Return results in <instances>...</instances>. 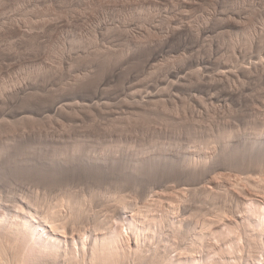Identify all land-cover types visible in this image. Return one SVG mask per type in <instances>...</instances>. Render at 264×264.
<instances>
[{"label": "rangeland", "instance_id": "374dc122", "mask_svg": "<svg viewBox=\"0 0 264 264\" xmlns=\"http://www.w3.org/2000/svg\"><path fill=\"white\" fill-rule=\"evenodd\" d=\"M204 29L206 32H203ZM226 68L232 73L226 77H219ZM243 68L245 70H242ZM103 83L107 85L102 91L107 92L101 93L98 87ZM136 86L137 90L139 89L138 94H135ZM96 89L110 100L107 101L108 108L103 111H88L87 116L72 112L71 118L67 117L68 114L63 120L59 118L61 119L59 122L55 118L41 119L39 122L40 118L36 117L37 122L17 123L14 125L15 129L14 126L7 128L0 122L2 125L0 150L3 148L1 152L6 151L7 154L9 152V157L12 154L10 160L6 153L0 155L2 156L0 160L4 158L3 163L10 161V164L7 163L8 169L15 168L14 158L21 161L28 151L27 155H31V149L40 147L42 152H39L47 158L51 156L52 159H59L62 152L60 159L63 160L75 154L74 157L82 160L96 157L108 161V170L100 173L94 171L92 174L90 170L87 172L70 170L59 172V175L54 177L42 173L39 168L40 172H38L37 167H34L36 176L27 177V173L22 170L24 163H21L23 168L14 170L16 174L7 176L8 179L6 177V180L2 179L3 182H0V199L12 201L9 203L17 200L20 204L17 201L14 204L20 206H25L29 202L34 204L36 199H39L36 202L37 209L42 214L51 210L54 203L58 204L66 200L67 196L68 199L75 196L74 199L80 200L85 205L84 208L82 207L83 210H86V213L88 211L90 221H86L83 227L80 225L78 232L75 231V234L64 240V243L68 244L67 248L80 247L79 237L88 239L89 232L94 231L95 227L98 228L100 223L104 224L109 220L108 225L112 227V231L118 226L122 228L119 232H122L133 217L150 207V221L157 219L162 223L156 222L161 224L158 230L156 227L158 224L154 225L158 235L154 239L146 238L147 235H144L140 245L142 244L143 250L148 249V251L149 248L155 247L153 253L151 250V253L147 250V254L145 251L143 253L148 255L151 261L155 259L152 258L153 254L159 251L156 255L161 254L162 257H158L159 262H156L163 264L169 257L167 252L173 247L171 244L173 245V242L176 244L177 237H179V244L177 242L179 246L175 245L178 248L174 246V250H182L185 255L188 253L183 250L189 251L190 240H182L181 237L189 236V239H195L202 234L205 230L201 227L204 226L202 224L207 213L206 209H212L211 207L214 208L215 205L216 208L226 207L230 208L229 210H237L236 199L231 198V193L235 192L234 195H239L237 192L239 190L255 196L256 192L248 188L241 177L253 174V177L255 175V178L264 180V164L262 165L264 160L263 154L260 153L262 151L260 146L264 147L262 144L264 143V0H0V101L4 103L0 106V119L4 118L5 114H16L19 112L18 109L20 111L31 109V115L36 110L40 112L39 110L57 97L55 96L57 94L58 96L66 94L74 101L81 102L94 97L95 93L99 95ZM149 92L150 102L146 104L143 101L146 100L145 97ZM132 94L137 97H133ZM23 97L27 99L24 100ZM139 102L146 104L143 107L147 108L139 106L142 111L139 108L137 111L136 103ZM76 114L78 116H74ZM224 131L230 136L229 139ZM21 139H26V143L23 144ZM225 140L229 144H226ZM258 140L261 145L256 148V155L251 156L247 150L251 149V143ZM61 141L63 142L60 143ZM225 145L232 148L230 149L232 154L227 151V155L231 156L228 157L232 158L231 163L229 162L231 168L227 167L228 164L223 165L226 167L210 172L205 177L202 176V179L200 176L188 175L183 165L188 163V159L198 160V155L201 153H206L213 159L224 152ZM233 148L239 149L233 150ZM238 150L240 154L243 152L245 155L248 154L246 160L254 162L259 160L255 164L247 163L246 166L243 164L244 157L239 155ZM254 156L258 157L253 159ZM236 158L239 164H236ZM114 162L113 170L110 165ZM232 163L237 166L233 165L235 167L233 168ZM8 164L11 166L9 167ZM121 165L126 166L127 170ZM259 167L262 169L258 170ZM139 170L140 173L136 174L135 171ZM202 186L210 191L215 190V186L220 188L223 186V190L226 188L232 191L226 200L218 198L213 201L207 195L204 197V194L199 193ZM227 190L225 192H228ZM259 195L264 197V193ZM203 197L208 198L204 205L201 204L204 203ZM110 198L113 204L115 200L116 203L119 201L118 204L123 199L127 203L129 201L130 207L121 211L118 220H107L110 215L112 217L116 214L111 211H115L114 207L117 204L112 206L111 202L109 204L106 201H110ZM101 200L106 203L103 204ZM171 205L177 208L175 214L168 213ZM198 206L201 209L197 208ZM216 208L212 210H217ZM240 210H243L242 205ZM63 211L65 215L68 212L66 216H69L70 211L66 208ZM243 218V213H237L231 215L229 221L215 223L213 230L217 227L216 231L223 232L225 237L227 235L228 241L226 238H221V241L218 239L219 245L216 240L210 242L211 245L208 244V249L206 248L207 252L205 250V254H208L206 261L223 260L220 256L223 255L222 248L226 246V242L233 240L234 235L237 236V243L243 247L244 243L242 244L243 240L240 236L243 231ZM98 220L101 222L99 223ZM119 221L120 225H118ZM179 222L183 223V227L178 230ZM159 228L162 231L164 229V233H161ZM46 229L48 230L47 227L43 230L41 228L43 232L45 231L41 232L46 234ZM228 229H233L234 234L228 236ZM124 232L121 240L129 243L132 234L127 230ZM177 232L178 234L182 232L183 235L179 236ZM194 233H196L195 237ZM260 236L259 242H264V235ZM184 241L186 243H183ZM257 244L258 250H261L262 244ZM211 248L213 252L216 251L213 253ZM163 249L168 250L165 253ZM239 251L242 254L246 252L243 249ZM162 252L168 256H163ZM173 252L175 251L170 252L171 259L172 256H176ZM178 253L176 254L182 256V253ZM209 256L215 258L210 259ZM170 257L168 261L171 263ZM195 259L196 264L198 260L199 264L204 263L197 255ZM156 262L154 263L153 260V264H157ZM241 263L247 264L246 262L238 264Z\"/></svg>", "mask_w": 264, "mask_h": 264}, {"label": "bare ground", "instance_id": "6f19581e", "mask_svg": "<svg viewBox=\"0 0 264 264\" xmlns=\"http://www.w3.org/2000/svg\"><path fill=\"white\" fill-rule=\"evenodd\" d=\"M208 31V30H207ZM203 32H206L205 29L203 30ZM147 33V31H146ZM132 39V38H131ZM143 40V39H142ZM132 41V40H131ZM140 42V41H139ZM144 42V41H143ZM197 42V41H196ZM148 43V41H147ZM195 43V42H194ZM96 45V44H95ZM140 46V45H139ZM143 46V45H142ZM146 46V45H145ZM102 53V52H101ZM114 54V53H113ZM95 56V55H94ZM119 57V56H118ZM124 57V56H123ZM130 58V57H129ZM150 58V57H149ZM120 59V58H119ZM94 60V59H93ZM125 60V59H124ZM131 60V59H130ZM97 61V60H96ZM108 62V61H107ZM150 62V60H149ZM113 63V62H112ZM117 66V65H116ZM123 66V65H122ZM119 68V67H118ZM249 68V67H248ZM74 69V68H73ZM98 70V69H97ZM242 70H245L244 68ZM247 70V69H246ZM250 70V69H249ZM94 71V70H93ZM111 71V70H110ZM248 71V70H247ZM252 71V70H251ZM131 72V71H130ZM243 72V71H242ZM45 73V72H44ZM232 73V71L230 69H225L224 71H222L220 74H219V77H226L228 75H230ZM244 73V72H243ZM248 73V72H246ZM251 73V72H250ZM34 75V74H33ZM76 75V74H75ZM28 76V75H27ZM112 76V75H111ZM174 76V74L172 75ZM26 77V76H25ZM78 77V76H77ZM114 77V76H112ZM148 79V78H147ZM79 80V79H78ZM107 80V79H106ZM21 81V80H20ZM104 81V80H103ZM102 81V82H103ZM101 82V81H100ZM21 84V83H20ZM33 84V83H31ZM76 84V83H75ZM98 84V83H97ZM101 84V83H100ZM138 84V83H137ZM38 85V83H37ZM81 85V84H80ZM105 83H103L102 85H100L98 87V89L101 90V93L104 92L102 91L103 89H105ZM36 86V85H35ZM83 86V85H82ZM214 86V85H212ZM211 86V88H212ZM88 87V86H87ZM145 87V86H144ZM208 87V86H207ZM216 87V86H215ZM5 88V86H4ZM22 88V87H21ZM74 88V87H73ZM136 90H137V86L134 87ZM149 88V87H148ZM210 88V87H209ZM3 89V88H2ZM96 89V91L99 92V90ZM110 89V88H109ZM134 89V90H135ZM7 90V89H6ZM56 90V89H55ZM133 90V89H132ZM141 90V89H140ZM144 90V89H143ZM4 92V91H3ZM8 92V91H7ZM17 92V91H16ZM107 92V91H105ZM109 92V91H108ZM136 92V91H135ZM139 92V89L137 90V93L135 94H138ZM141 92V91H140ZM51 93V92H50ZM59 93V92H58ZM90 93V92H89ZM95 93V92H94ZM100 93V92H99ZM101 93L98 95V93L94 94V97H91L90 99L87 98L86 100H83V101H74L73 99L70 98V96L68 97L66 94L64 95H55L57 97H55L52 101H50L49 103H47L45 106L43 103L42 106H44V108H42L41 110H39L40 112H36L35 110V113H33V115H31L30 113V110L27 111L26 109L25 110H19V112H16V114H12L9 115V114H5L4 115V118H1L0 119V122L3 126L7 127V128H11L13 127L14 125H17V123H22L25 121H32L31 123H33L37 118H40L38 119L39 122L41 119H58V122L61 120L59 118H62V120L65 118L66 115H68L67 117L71 118L70 113L74 112L73 114H75L76 112L78 113V115H80L79 113L81 114H89L88 111H99V110H102L105 109V108H108V100L109 98L108 97H104L103 94L101 95ZM25 94V93H24ZM31 94V93H29ZM27 94V95H29ZM34 94V93H33ZM82 94V93H81ZM105 94V93H104ZM230 95L234 94V93H228ZM16 95V94H15ZM18 95V94H17ZM26 95V96H27ZM32 95V94H31ZM40 95V93L38 94ZM75 95V94H74ZM114 95V94H113ZM73 96V95H72ZM106 96V95H105ZM108 96V95H107ZM133 96V94H132ZM16 97V96H15ZM40 97V96H39ZM77 97V96H76ZM133 97H137V96H133ZM10 98V97H9ZM18 98V97H17ZM31 98V97H30ZM35 98V97H33ZM38 98V97H37ZM143 98V97H142ZM146 100H144L143 102L148 104L150 102V92L147 93L146 95ZM12 99V98H11ZM24 99V97H23ZM27 99V98H26ZM24 99V100H26ZM4 100V99H3ZM126 100V99H125ZM2 101V100H1ZM0 101V106L4 105V103H2ZM30 101V100H29ZM33 101V100H32ZM41 101V100H40ZM110 101V100H109ZM122 101V100H121ZM36 102V100H35ZM42 102V101H41ZM45 102H48V101H45ZM143 102H139L138 104L136 103V110L137 108H139V106H146V104H144ZM34 103V102H32ZM129 103V101H128ZM37 104V103H36ZM131 104V103H130ZM6 105V104H5ZM31 105V104H30ZM33 105V104H32ZM39 105H40V102H39ZM111 105V104H110ZM24 106V105H23ZM107 106V107H106ZM149 106V105H148ZM19 107V105H18ZM25 107V106H24ZM22 107V109L24 108ZM37 108V106H35ZM135 107V105L133 106ZM41 108V106H40ZM117 108V107H116ZM130 108V107H129ZM145 108V107H143ZM147 108V107H146ZM145 108V109H146ZM4 109V107H3ZM6 109V108H5ZM28 109V107H27ZM33 109V107H32ZM127 109V108H126ZM140 109V108H139ZM110 110V109H109ZM134 110V109H133ZM132 110V111H133ZM141 110V109H140ZM139 110V111H140ZM13 111V113H14ZM33 111V110H32ZM31 111V112H32ZM93 111V112H94ZM123 111V110H122ZM121 111V112H122ZM131 111V110H129ZM138 111V110H137ZM142 111V110H141ZM11 112V111H10ZM115 112V111H114ZM124 112V111H123ZM149 112V111H148ZM8 113V112H7ZM102 113V112H101ZM125 113V112H124ZM86 114V116H87ZM93 114V113H92ZM128 114V113H127ZM77 114L74 115V116H78ZM91 115V114H90ZM99 115V114H98ZM146 115V114H145ZM82 116H85V115H82ZM85 116V117H86ZM64 117V118H63ZM128 117V116H127ZM73 118V117H72ZM80 118V117H78ZM150 118V117H149ZM68 119V118H67ZM66 119V120H67ZM74 119V118H73ZM125 119V118H124ZM80 120V119H79ZM83 120V119H82ZM118 120V119H117ZM43 122L45 120H42ZM52 121V120H51ZM55 121V120H54ZM37 122V121H35ZM27 123V122H26ZM30 123V124H31ZM122 123V122H121ZM132 123V122H131ZM57 124V123H56ZM73 124V123H72ZM71 124V125H72ZM80 124V123H79ZM78 124V125H79ZM0 125V128L1 126ZM34 125V124H33ZM73 126V125H72ZM26 127V126H25ZM45 127V126H44ZM16 127L14 126V129ZM20 128V127H19ZM83 128V127H82ZM74 129V128H73ZM10 130V129H9ZM45 130V129H44ZM50 130V129H49ZM102 130V129H101ZM224 130V129H223ZM0 131H2L0 129ZM6 131V130H5ZM15 131V130H14ZM29 131V130H28ZM103 131V130H102ZM226 131V130H225ZM224 131V132H225ZM22 132V131H21ZM41 132V131H40ZM88 132V131H87ZM93 132V131H92ZM97 132V131H96ZM214 132V131H213ZM223 132V133H224ZM11 133V132H10ZM15 133V132H13ZM219 133V131H218ZM262 133V131H261ZM5 134V133H4ZM22 134V133H21ZM39 134V133H38ZM41 134V133H40ZM62 134V133H61ZM70 134V133H69ZM108 134V133H107ZM220 134V133H219ZM226 134V132H225ZM63 135V134H62ZM67 135V134H66ZM224 136V134H222ZM227 135V134H226ZM231 135V134H230ZM19 136V135H18ZM22 136V135H21ZM42 136V135H41ZM46 136V135H45ZM71 136V135H70ZM104 136V135H103ZM218 136H221V135H218ZM229 135H227L226 137L229 139L228 137ZM261 136V134H260ZM264 136V135H263ZM1 137V136H0ZM23 137V136H22ZM26 137V136H25ZM24 137V138H25ZM65 137V136H64ZM108 137V136H107ZM226 137H224L225 139H227ZM71 138V137H70ZM88 138V137H87ZM110 138V137H109ZM215 139H217L216 137H214ZM36 139V138H35ZM55 139V138H54ZM61 139V138H59ZM67 139V138H66ZM221 139V137L219 138ZM223 139V138H222ZM227 139V140H228ZM11 140V139H10ZM13 140V139H12ZM22 140V139H21ZM24 140V139H23ZM22 140V143H26V139L23 141ZM28 140V139H27ZM30 140V139H29ZM62 140V139H61ZM85 140V139H84ZM9 141V140H8ZM33 141V140H32ZM31 141V142H32ZM37 141V140H36ZM54 141V140H53ZM57 141V140H56ZM60 141V140H59ZM76 141V140H74ZM73 141V142H74ZM217 141V140H216ZM229 141V140H228ZM226 142V144L229 142ZM7 142V141H6ZM19 142V141H18ZM52 142V141H51ZM50 142V143H51ZM63 141H61L60 143H62ZM259 140L257 142H254V143H251V149L250 150H247L249 151L248 153L251 154V156H253L254 154L256 155V148H258L260 145H259ZM3 143V142H2ZM1 143V144H2ZM5 143V142H4ZM13 143V142H12ZM16 143V142H15ZM36 143V142H35ZM59 143V142H57ZM56 143V145H57ZM59 143V144H60ZM220 143V142H219ZM37 144V143H36ZM58 144V145H59ZM75 144V143H74ZM216 144V142H215ZM224 144V142H223ZM264 144V143H262ZM11 145V144H10ZM20 145V144H18ZM31 145V144H30ZM29 145V146H30ZM42 145V144H41ZM44 145V144H43ZM63 145V144H62ZM61 145V146H62ZM65 145V144H64ZM79 145H80V142H79ZM259 145V146H258ZM27 146V145H26ZM36 146V145H35ZM38 146V145H37ZM68 146V145H67ZM226 147L224 148V152L222 150L223 153H221L220 155H216V157H214L212 160L207 156L206 153H201L197 160V158H193L195 160H189L188 159V163L186 164H183L185 167V170L188 172V175L190 174L191 176H200V178L202 176H206L207 174H209L210 172L212 173L213 171H218L220 168L222 169L225 168L223 165H227V167L229 165V162L231 163V160L232 158L228 157L227 155V151L230 152L232 150V148H230L229 145H225ZM263 145L260 146V150H262L260 153H262L261 155L263 156V160H264V147H262ZM1 147H4V146H1ZM8 147V146H7ZM20 147V146H19ZM24 147V146H23ZM49 147V146H48ZM58 147V146H56ZM81 147H83V145H81ZM233 147V146H232ZM237 147V146H236ZM6 148V147H5ZM31 148V147H30ZM38 148V147H37ZM41 148V147H40ZM31 149L30 152L31 155H27L28 154V148H27V153L25 154V158H23L21 161L20 159H17V158H14V160L16 159L15 161V168L11 167V168H7V163H9L10 160L9 158H11L12 154H10L8 152L7 156H8V160L6 161L7 163H4L2 162V160H4V158H2V160H0V182H3V180H6L8 179L9 177L7 176H13V174H16V172L14 170H19L20 167L22 166L21 163H24L23 168V172L25 171V174L27 173V177L28 175H30L31 177L32 176H36V170L34 171V167H37V171H38V168L39 170L44 173V174H48L50 176H53L54 175H57L59 172H65V171H70V170H77V171H81V172H87L88 170H90V172H92V174H94V171L95 172H101V171H104V170H108V161H105L103 160L102 158H96V157H90L88 159H85V160H82L80 158H76L74 156H76L75 154L73 156H71L70 158L66 159V160H63V159H60V155H59V159H52L53 157L49 156L48 158L47 157H43L40 152L41 149ZM226 148H229V149H226ZM250 148V146H249ZM3 149V148H2ZM1 149V150H2ZM8 149L10 150V147H8ZM44 149V148H43ZM42 149V150H43ZM57 149V148H56ZM66 149V148H65ZM81 149V148H80ZM231 149V150H230ZM239 148H233V150H237ZM0 150V155H2V153L4 152H1ZM5 150V149H4ZM3 150V151H4ZM15 150V148H14ZM20 150V149H19ZM37 150V151H36ZM64 150V149H63ZM11 151V150H10ZM13 151V150H12ZM40 151V152H39ZM69 151V150H68ZM246 151V150H245ZM14 152V151H13ZM71 152V151H70ZM76 152V150L74 151ZM78 152V151H77ZM203 152V151H202ZM234 152H237V151H234ZM242 152V151H241ZM4 153V154H5ZM19 153V152H18ZM38 153V156H36V154ZM41 155H40V154ZM59 153V152H58ZM64 153V152H63ZM217 153V152H216ZM238 153H239V150H238ZM244 153V152H243ZM240 154L239 155H242L244 158L247 157L248 154L244 155ZM3 154V155H4ZM5 154V155H6ZM15 154H16V151H15ZM13 153V156L15 155ZM22 154V152H21ZM45 154V153H44ZM230 154H232V152H230ZM17 155V154H16ZM48 155V154H47ZM46 155V156H47ZM6 156V157H7ZM235 156H236V153H235ZM238 156V154H237ZM241 156V157H242ZM250 156V155H249ZM258 156H260V154H258ZM256 156V157H258ZM2 156H0V159H1ZM5 157V158H6ZM16 157V156H14ZM22 157V156H21ZM43 157V158H42ZM65 157V156H64ZM63 157V158H64ZM234 157V155H233ZM254 156L253 159L256 158ZM56 158V157H54ZM58 158V157H57ZM239 159V157H237ZM236 158V159H237ZM242 158L243 161L246 163H243L244 165L248 166L247 163H251V162H254L253 160H246L248 158ZM251 158V157H250ZM261 158V159H262ZM80 159V160H79ZM192 159V158H191ZM231 159V160H230ZM235 159V158H233ZM238 159H237V163L236 164H239L238 163ZM252 159V158H251ZM260 159V160H261ZM241 160V159H240ZM239 160V161H240ZM259 159L255 160L258 161ZM12 161V160H11ZM147 161V160H146ZM115 162H117V160H115ZM115 162L114 164H111L110 167L113 168V166L115 165ZM122 162V161H121ZM150 162V161H149ZM148 162V166H150ZM254 162V164H255ZM13 163V162H12ZM11 163V165H12ZM119 163V161H118ZM147 163V162H145ZM262 163V161H261ZM10 164V163H9ZM8 166L10 167L11 165ZM253 164V165H254ZM258 164V163H257ZM260 164V162H259ZM264 163H262L263 165ZM146 165V164H145ZM237 166L235 165V163H232V166ZM251 165V164H250ZM252 165V166H253ZM261 165V167H263ZM14 166V165H13ZM122 166V165H121ZM147 166V165H146ZM147 166V167H148ZM233 166V168H235ZM240 166V165H239ZM125 167V168H124ZM122 166V168L126 169L127 170V167L126 166ZM241 167V166H240ZM257 167V165H256ZM259 167L258 170L261 168ZM141 168V166H140ZM138 168V169H140ZM144 168V167H143ZM150 168V167H149ZM151 168H154V170L156 169L155 167H151ZM183 168V167H182ZM183 168V169H184ZM231 168V167H230ZM237 168V167H236ZM248 168V167H247ZM255 168V166H254ZM137 169V168H136ZM136 169H133V170H136ZM220 169V170H221ZM228 169V168H226ZM225 169V171H226ZM253 169V168H252ZM262 169V168H261ZM15 173H13V171ZM22 170H20L22 172ZM92 170V171H91ZM111 170V168L109 169ZM114 170V168H113ZM145 170V169H144ZM224 170V169H223ZM233 170V169H232ZM236 170V169H235ZM251 170V169H249ZM19 171V172H20ZM38 171V172H40ZM243 171V169H242ZM63 172V173H64ZM136 174L137 173H140V170L139 171H135ZM149 172V171H148ZM185 172V171H184ZM186 172V173H187ZM250 173V172H249ZM263 173V171H262ZM24 174V173H23ZM39 174V173H38ZM41 174V173H40ZM68 174V173H67ZM97 174V173H96ZM246 174V172H245ZM252 174V173H250ZM260 174V172H259ZM59 175V174H58ZM61 175V174H60ZM183 175V174H182ZM243 175V174H242ZM253 175V174H252ZM250 176V175H245L244 177H241V180L242 182L246 183V185L248 186V188L252 189L253 191H255V196L254 194L251 195L250 194H247L244 190H239L237 191L239 193V195H234L235 192L231 193V198L233 199H236V202H237V206H236V209L237 210H229L228 208L226 207H220V208H216V206L214 205V208H216L217 210H212L214 209L213 207H211L212 209H206L207 212L205 214V218L203 220V224L201 227V229L205 228V230H201L202 231V234H200L198 237H196L195 239L191 238L189 239L190 237L189 236H182L181 239L184 240V239H188L190 240V243H189V251L188 250H183L184 252H188L186 255L180 251V253H182V256H179L177 255L176 253H178L179 251L178 250H174V246H179L177 245V242L179 240V237H177V242L175 244V242H173L174 244L171 246H173L172 248L170 247L169 248V251L167 253H169V257L171 256L170 252L172 251H178V252H173L174 255L176 256H172L173 258L171 259L170 257V261H172L171 263L168 261V258L166 262H163V264H167V263H170V264H196V262H194V259H195V256L197 255V257H200V261H203L201 263L203 264H238L240 262H246L247 264H264V242H259V238H261L260 235H264V197H261V195L259 194H263L264 193V180L259 178V177H256L255 178V175L254 177L253 176ZM47 176V175H46ZM190 176V178H191ZM218 176V174H217ZM258 176V175H257ZM262 176V175H261ZM7 177V178H6ZM24 177V176H23ZM30 177V178H31ZM39 177V176H38ZM43 177V175H42ZM48 177V176H47ZM52 177V178H53ZM6 178V179H5ZM37 178V177H36ZM34 178V179H36ZM45 178V177H44ZM51 178V177H50ZM58 178V176H57ZM199 178V179H200ZM203 178V177H202ZM201 178V179H202ZM45 179H48V178H45ZM44 179V180H45ZM56 179V178H55ZM196 179V178H195ZM49 180V179H48ZM52 180V179H51ZM240 180V179H239ZM31 181V180H30ZM33 181V180H32ZM243 183V184H244ZM238 186V184H237ZM203 188L201 189V191L199 193H202L204 194V197L207 195V197H210L212 198L211 200H216L218 198H222V199H227L230 195V191L231 190H227L226 188H224L225 190H227L228 192H225V190H223V186H215V190H207L206 188H204V186H202ZM210 188V187H208ZM233 188V187H232ZM189 189V188H188ZM234 189V188H233ZM240 189V187H239ZM247 189V188H246ZM194 190V189H193ZM220 190H222V192H220ZM196 191V190H195ZM236 191V190H235ZM249 191V190H248ZM196 193V192H195ZM253 193V192H252ZM201 194V195H202ZM195 195V194H194ZM200 195V196H201ZM72 196V195H71ZM198 196V195H197ZM264 196V195H263ZM69 196H67V199L66 200H63L62 202H59L58 204L54 203V205H52L53 207H51V210L49 209L48 212L44 211V213L46 214H42L40 212L39 209H37V200L39 199H36V202L34 204H36V206L34 204H32V202L27 203L25 206H20V205H17V204H14V202H16L14 200L13 203H9L10 200H4V199H0V264H150V262L153 264V260H154V263L156 261L159 262L158 260V257H162L161 254H159L160 256H157L156 254L159 253V251L155 252V254H151L152 258L155 257V259L151 260L150 261V258L148 255H145L143 252L145 251V253L147 254L146 250L148 251V249L146 250H143V246L142 244L140 245V241L141 239H143L145 236L144 235H147V237H150V239H154L158 234L156 232L155 229H154V225L156 226V222H160L161 220V217L159 218L160 221H158L157 219H153L152 221H150V207L145 210L144 208V211L140 212V214L136 215L135 217L132 218V220H130V222H128V226L125 227L126 229L123 230L126 232L127 231H130L129 234L131 233L132 236H131V240L129 241V243H125L123 240H121V236H122V232H119L120 231V228H117L115 229V231L113 230L112 231V227H110L108 224V222H110L109 219L113 220V219H117L121 216V211L123 212L124 210L128 209L130 207V205L127 203V201L125 199H123V201H120V204L119 201H117L118 203H116V200L114 201V204H117L116 207H114V210L115 211H111V212H115L114 216L107 218V220H109L108 222H104V219L102 221V223L104 222V224H101L99 221V229L97 227H95V230L92 231L91 233L89 232V237H87L86 233V237L88 239L84 240L85 238L84 237H79V245H81L80 247H76L74 246L76 243H74V246L73 248L70 247V248H67L68 247V244L66 245V243H64V240L68 239V236L70 235H73L75 234V231L78 232L77 230L80 229V225H82L83 227V224H85L86 221H90L89 219V215L83 210L84 208V204H82L80 202V200L78 199H74V197H72L71 199H68ZM161 197V196H160ZM186 197V196H185ZM202 197V196H201ZM203 197V198H204ZM204 198V203L202 202L201 204H206L207 202L205 201L206 199L208 200V198ZM230 197V196H229ZM2 198V197H1ZM27 198V197H26ZM77 198V197H76ZM162 198V197H161ZM113 199V198H112ZM19 200V199H18ZM28 200V199H27ZM30 200V199H29ZM59 200V199H58ZM96 200V199H95ZM120 200V199H119ZM125 200V201H124ZM128 200V199H127ZM183 200V199H182ZM213 200V201H214ZM6 201V202H5ZM8 201V202H7ZM21 201V199H20ZM24 201H26L24 199ZM31 201V200H30ZM86 201V200H85ZM102 201V200H101ZM107 203L113 201L111 200L110 198V201L109 200H106ZM187 201V200H186ZM185 201V202H186ZM212 201V202H213ZM12 202V201H10ZM95 202V201H94ZM103 202V201H102ZM235 202V201H233ZM9 203V204H8ZM18 203V201H17ZM25 203V202H24ZM86 203V202H85ZM106 203V202H105ZM103 202V204H105ZM182 203V202H181ZM211 203V201H210ZM20 204V203H18ZM42 204V203H41ZM39 204V205H41ZM51 204V203H50ZM96 204V203H95ZM100 204V203H99ZM110 204V203H109ZM112 206L114 205L113 202H111ZM163 204V203H162ZM199 204V203H198ZM212 204V203H211ZM214 204V202H213ZM38 205V207H39ZM102 205V204H101ZM202 205V206H203ZM229 205V204H227ZM236 205V204H235ZM241 205L243 206V210L241 211ZM42 206V205H41ZM111 206V205H110ZM115 206V205H114ZM129 206V207H128ZM151 206V205H150ZM208 206V205H206ZM232 206V205H231ZM44 207V206H43ZM46 207H48L46 205ZM50 207V205H49ZM83 207V208H82ZM169 207V206H168ZM180 207V205H179ZM67 209V211H70V213L68 214L69 216H66L68 212H66V215L64 214L65 212L63 211L64 209ZM87 208V207H86ZM104 208V207H103ZM106 208V207H105ZM104 208V209H105ZM109 208V207H108ZM147 208V207H146ZM199 208V206L197 207ZM208 208V207H207ZM233 208V207H231ZM43 209V208H42ZM124 209V210H123ZM140 209V208H139ZM152 209V208H151ZM169 212L168 213H174L177 208L173 205L170 206L169 208ZM179 209V208H178ZM201 209V208H199ZM235 209V208H234ZM89 210V209H88ZM93 210V209H92ZM108 210V209H107ZM154 210V209H153ZM66 211V210H65ZM201 211V210H200ZM203 211V210H202ZM43 212V211H42ZM110 212V211H109ZM125 213V212H124ZM138 213V212H137ZM237 213H243L244 214V220L242 219L243 221V224H242V234L239 232L241 235V240L240 242H242L243 244V247H241L237 241H236V238L237 236H232L234 237L233 240L231 242H226V246L222 248L223 252L222 254L223 255H220L218 254V256L220 255L222 257L223 260L221 261H215V262H212V261H206V257L208 256V254H205V250L206 248L208 247V244L213 243L212 241L213 240H218L221 241L220 239L221 238H226L227 239V235L225 237V235H223V232L220 233L218 231H216L217 227L214 228L213 230V227L215 225V223L217 222L218 224L221 223L222 221H229V218L230 216L232 215H237ZM106 214V213H105ZM112 214V213H111ZM175 214V213H174ZM99 215V214H98ZM113 215V214H112ZM173 215V214H172ZM239 216H241L239 214ZM243 216V215H242ZM102 217V216H101ZM174 217V216H173ZM204 217V216H203ZM235 217V216H234ZM96 218V217H95ZM105 218V217H104ZM105 218V219H106ZM164 218V217H163ZM162 218V219H163ZM169 218V217H168ZM240 218V217H239ZM93 219V217H92ZM97 219H99L97 217ZM101 219V218H100ZM120 219V218H119ZM232 219V218H231ZM102 220V219H101ZM165 219H163L162 221H164ZM129 221V220H128ZM219 221V222H218ZM236 221V220H235ZM239 221V220H237ZM92 222V221H91ZM95 222V221H94ZM97 222V221H96ZM95 222V223H96ZM113 222V221H112ZM165 222V221H164ZM107 223V224H106ZM119 223V224H118ZM117 224L120 225V221L118 222ZM162 223V222H160ZM158 224L156 227H157V230H158V226L161 224ZM180 223V222H179ZM216 223V224H217ZM226 223V222H225ZM230 223V222H229ZM233 223V222H232ZM87 224V223H86ZM98 224V223H97ZM171 224V223H170ZM182 224V225H181ZM107 225V226H106ZM122 225H123V222H122ZM164 225V224H163ZM167 225V224H166ZM85 226V225H84ZM91 226V227H92ZM113 226V225H112ZM170 226V225H168ZM173 226V225H172ZM178 230L179 228L182 226L183 227V223H180V225H178ZM218 226V225H216ZM237 226V225H236ZM240 226V225H239ZM44 227H47L48 230L46 231V234H43L44 232L42 231ZM181 227V228H182ZM234 227V226H233ZM42 228V230H41ZM88 228V227H87ZM162 228V227H161ZM226 228V227H225ZM118 229V230H117ZM160 229V228H159ZM176 229V227H175ZM221 229V228H220ZM45 230V229H44ZM122 230V228H121ZM161 230V229H160ZM166 230V229H165ZM171 230V229H170ZM181 230V229H180ZM186 230V229H185ZM224 230V229H223ZM229 230V229H228ZM43 233H42V232ZM83 231V230H82ZM81 231V232H82ZM85 231V230H84ZM91 231V230H90ZM162 231V230H161ZM164 231V229H163ZM161 232V233H164V232ZM174 231V230H173ZM187 231V230H186ZM86 232V231H85ZM94 232V233H93ZM124 232V233H125ZM180 232V231H179ZM193 232V231H192ZM236 232V231H235ZM84 233V232H83ZM182 233V232H181ZM177 232V234L180 236V235H183ZM228 236L229 234H234V231L233 229H230L228 232ZM238 233V234H239ZM168 234V233H166ZM173 234V233H172ZM194 237L196 236V233H194ZM199 234V232H198ZM237 234V233H236ZM84 235V234H82ZM84 235V236H85ZM126 235V234H124ZM171 235V234H169ZM177 235V236H178ZM186 235V234H185ZM189 235H192V234H189ZM81 236V235H80ZM143 236V237H142ZM159 237L161 239V235L159 234ZM172 237V236H171ZM176 237V236H175ZM192 237V236H191ZM70 238H73V237H70ZM84 238V239H83ZM125 238V236L123 237ZM145 238V239H146ZM158 238V237H157ZM156 238V239H157ZM230 238V237H228ZM240 238V237H239ZM74 239V238H73ZM72 239V240H73ZM78 239V238H77ZM155 239V240H156ZM167 239V238H166ZM169 239V238H168ZM167 239V240H168ZM173 239V238H171ZM232 239V238H231ZM259 239V240H258ZM121 240V241H120ZM159 240V239H157ZM162 240V239H161ZM166 240V242H167ZM174 240V239H173ZM263 240V237L261 239V241ZM68 241V240H67ZM70 241V240H69ZM78 241V240H77ZM76 241V242H77ZM127 241V242H128ZM172 241V240H171ZM171 241H169V243H171ZM175 241V240H174ZM222 241H225V240H222ZM228 241V239H227ZM230 241V240H229ZM159 242V241H157ZM161 242V241H160ZM182 242V241H181ZM180 242V243H181ZM187 242V240H186ZM185 241L183 243H186ZM215 242V241H214ZM239 242V243H240ZM69 243V242H68ZM78 243V242H77ZM168 243V244H169ZM218 243V241H217ZM216 243V244H217ZM220 243H223V242H220ZM257 243L259 244H262V248L261 250H258L259 248L257 247ZM150 244V243H148ZM167 244V246H168ZM179 244V242H178ZM215 244V245H216ZM241 244V243H240ZM66 245V246H65ZM144 245V244H143ZM211 245V244H210ZM219 245V243L217 244ZM222 245V244H221ZM224 245V244H223ZM71 246V245H69ZM146 246V245H145ZM150 246V245H149ZM154 246V245H153ZM170 246V244H169ZM175 246V247H176ZM186 246V247H187ZM152 247V246H151ZM166 247V246H165ZM211 247V246H210ZM222 247V246H221ZM261 247V246H260ZM148 248V247H147ZM178 248V247H176ZM185 248V247H184ZM220 248V246H219ZM152 252V250L155 249H151L149 248ZM187 249V248H185ZM208 249V248H207ZM216 249V248H215ZM243 251L245 250L246 252L242 254L241 251L239 250H242ZM150 250L148 252H150ZM165 250V253L168 249H163ZM210 250H212L213 252V249L211 248ZM258 250V251H256ZM216 251V250H215ZM214 251V252H215ZM219 251V250H218ZM150 252V253H151ZM154 252V251H153ZM152 252V253H153ZM164 252V251H163ZM162 252V253H163ZM207 252V250H206ZM211 252V251H210ZM213 252V253H214ZM148 253V254H150ZM172 253V254H173ZM178 253V254H180ZM218 253V252H217ZM185 256H184V255ZM260 254V255H259ZM163 256L167 255L168 254H162ZM199 255V256H198ZM207 255V256H206ZM217 255V254H216ZM216 255H214L216 257ZM157 256V257H156ZM178 258H174V257H177ZM210 257V259H213V257ZM219 256V257H220ZM214 257V258H215ZM151 258V259H152ZM165 258V257H163ZM162 258V259H163ZM160 259V260H162ZM165 259V260H166ZM208 259V258H207ZM209 259V260H210ZM218 258L216 257V260ZM220 259V258H219ZM163 260V261H165ZM197 260V259H195ZM161 262V261H160ZM157 263V262H156ZM157 264H160V263H157ZM199 264V260H198V263ZM243 264V263H241Z\"/></svg>", "mask_w": 264, "mask_h": 264}]
</instances>
